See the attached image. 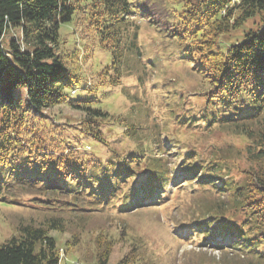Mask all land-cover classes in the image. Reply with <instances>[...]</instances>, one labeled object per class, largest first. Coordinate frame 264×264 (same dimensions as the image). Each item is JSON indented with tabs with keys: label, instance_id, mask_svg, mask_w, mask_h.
<instances>
[{
	"label": "trees",
	"instance_id": "trees-1",
	"mask_svg": "<svg viewBox=\"0 0 264 264\" xmlns=\"http://www.w3.org/2000/svg\"><path fill=\"white\" fill-rule=\"evenodd\" d=\"M180 5L151 8L205 86L185 125L231 130L242 139L245 159H233L224 147L204 152L185 146L171 164L160 155L168 146L156 136L149 141L150 154L114 151L101 159L70 149L51 135L60 125L47 109L66 105L79 111L77 129L99 143L105 142L104 123L114 119L97 100L72 99L85 70L78 53L62 48L60 27L75 19L111 53L96 84L114 86L142 54L133 6L129 0H0V202L13 204L29 191L39 208L53 213L39 224L19 225L0 243V264H61L63 247L51 232H65L66 222L54 212L145 207L167 201L169 185L186 184L213 197L187 224L192 235L202 237L199 244L209 240L241 252L244 264H264V0ZM21 86L27 89L26 108L14 99ZM126 134L134 132L126 128ZM81 241L74 232L64 246ZM96 244L95 264H108L114 250L107 233H99ZM138 256L130 250L116 264H136Z\"/></svg>",
	"mask_w": 264,
	"mask_h": 264
},
{
	"label": "rangeland",
	"instance_id": "rangeland-1",
	"mask_svg": "<svg viewBox=\"0 0 264 264\" xmlns=\"http://www.w3.org/2000/svg\"><path fill=\"white\" fill-rule=\"evenodd\" d=\"M129 2L133 6L132 18L139 25L138 40L142 54L140 60L133 58L134 65H130L129 73L123 75L117 85L96 84L97 74L109 66L112 59L111 53L100 45L98 39L85 35L75 19L60 27L62 48L75 56L78 53L80 65L85 70L82 71L85 78L77 85L72 99L97 100V106L109 112L114 119L102 127L105 142L99 143L81 135L77 129L81 114L66 105L46 110L57 118L60 125L51 135L64 140L70 149L101 159L113 155L114 151L124 156L130 151L144 149L148 152L146 154H150L152 147L149 141L153 136L168 146V151L160 155L171 164H174V159L180 160L186 152L185 146L204 152L214 146L224 147L233 159H245L244 152L239 151L242 139L231 130L216 127L208 132L203 125H185L186 120L189 121L185 119L188 114L201 104L198 95L205 86L193 70L192 61L186 59L175 40L168 36L164 19L156 16L155 9L151 8L162 4L167 9L179 10L181 0ZM89 81L91 86L86 89ZM14 99L26 108L27 89L22 86L15 88ZM126 128L131 129L134 135H127ZM88 145L91 149L85 151ZM67 146L64 145L65 148ZM167 189L170 195L167 201L145 207L135 205L123 210L120 206H107L94 211L54 212L64 216L66 222L65 232H51L63 247L61 264H95L96 240L102 232L107 233L113 243L114 251L108 264H116L130 250L139 254L136 264L245 263L239 251L219 249L215 242L209 240L200 246L198 242L202 237H195L193 241L184 238L187 224L196 217L204 203L213 201L212 194L187 184L179 189L169 185ZM19 195L21 198L13 204L0 202V243L12 237L19 225L39 224L53 214L35 204V193L23 191ZM74 232L81 234L82 241L68 251L64 242Z\"/></svg>",
	"mask_w": 264,
	"mask_h": 264
}]
</instances>
